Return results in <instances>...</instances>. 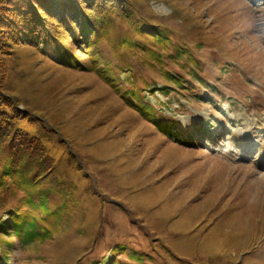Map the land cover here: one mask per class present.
I'll return each mask as SVG.
<instances>
[{"label": "rangeland", "instance_id": "obj_1", "mask_svg": "<svg viewBox=\"0 0 264 264\" xmlns=\"http://www.w3.org/2000/svg\"><path fill=\"white\" fill-rule=\"evenodd\" d=\"M129 1L187 46L188 68L223 98L201 100L216 98L194 80L200 96L175 86L164 95L159 66L120 25L89 52L59 30L70 66L52 45H18L3 57L6 89L49 162L40 184L50 214L13 179L0 187V219L16 207L50 233L24 243L0 232V263L264 264V0ZM181 63L170 70L190 79ZM133 79H155L153 92Z\"/></svg>", "mask_w": 264, "mask_h": 264}, {"label": "trees", "instance_id": "obj_2", "mask_svg": "<svg viewBox=\"0 0 264 264\" xmlns=\"http://www.w3.org/2000/svg\"><path fill=\"white\" fill-rule=\"evenodd\" d=\"M54 1L0 0V6L3 8L0 12V187L7 188L9 186L7 184L14 179L18 187L26 193L27 205L40 208L46 215L50 214L47 206L48 200L40 182L47 172L46 167L49 162L40 147L39 140H36L37 136L29 133L27 127L23 125L30 119L29 113L17 107L20 101L8 94L6 89L11 72L6 67L3 57L12 53L18 45L28 48L39 47L41 44L44 47L52 45L59 62L70 66L74 65L75 59L71 55L69 46L61 45L63 41L59 30L66 34L70 33L72 35L70 39L76 45L80 42L86 44V52H89L92 48L99 50L97 47L99 37L107 32L112 34L116 26L120 25L134 34L128 45L135 46L144 52L147 51L149 58L159 66V75L166 78V83L160 88L164 95L169 94L175 86L184 92L200 96L199 93H195L197 88L194 80L196 84L208 87L206 93L216 98L201 97V100L214 105L215 100L223 98L216 85L208 83L205 77H201L188 68L185 60L192 53L187 51V46L171 36L163 24L140 16L133 1L57 0V5ZM61 5L64 8L67 7V11H71L70 15L61 17L51 15L50 9L56 6L59 8ZM48 17L52 19L49 20ZM118 18L126 23L118 22ZM142 34L146 36V39L141 37ZM134 39V44H132ZM68 58L72 60L69 61ZM165 58L169 62L162 66ZM91 59L101 60L98 54ZM178 62H182L179 71L187 75L192 82L185 76L174 75L175 73L170 70V64ZM227 68H230V64L220 69L227 71ZM103 77L102 74L101 78ZM140 82L144 87L155 86V79L153 81L135 80L133 85ZM153 90L154 88H151L149 91L153 92ZM133 95H135L134 91L129 96ZM129 103L133 104L132 101ZM208 120L213 122L212 119L204 121ZM157 125L158 130H164V133L174 132L175 138L180 136V131L174 128V123L167 125L157 121ZM196 130H198L197 127H195ZM193 133L194 131L188 136ZM183 139L181 137V140ZM181 144H189V142L183 140ZM6 210L4 212L7 218L4 221L0 219V232L3 234L7 236L15 234L14 237L19 236L24 243L49 238L50 231L41 225L44 222L42 217H32L29 221H24L23 213L16 207ZM15 220L18 221L15 222ZM9 226L11 228L7 231ZM3 257L5 258V255ZM0 264H7V260H2Z\"/></svg>", "mask_w": 264, "mask_h": 264}]
</instances>
